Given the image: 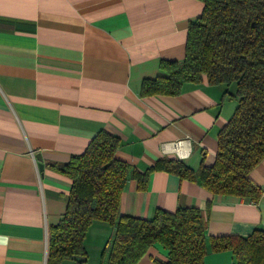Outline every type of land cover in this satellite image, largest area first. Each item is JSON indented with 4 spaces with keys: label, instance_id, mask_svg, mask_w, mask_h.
<instances>
[{
    "label": "crops",
    "instance_id": "obj_1",
    "mask_svg": "<svg viewBox=\"0 0 264 264\" xmlns=\"http://www.w3.org/2000/svg\"><path fill=\"white\" fill-rule=\"evenodd\" d=\"M202 10L199 0H0V264H46L49 229L71 188L52 165L82 154L101 131L120 139L116 157L140 174L163 159L193 171L213 164L234 100L206 78L176 96L142 94L160 61L184 58L188 26ZM249 178L257 202L213 195L166 171L152 172L145 189L129 178L118 215L149 220L158 209L196 208L207 241L245 237L264 231V159ZM112 235L92 224L83 264H105ZM233 258L208 246L204 264ZM168 260L154 244L136 264Z\"/></svg>",
    "mask_w": 264,
    "mask_h": 264
},
{
    "label": "trees",
    "instance_id": "obj_2",
    "mask_svg": "<svg viewBox=\"0 0 264 264\" xmlns=\"http://www.w3.org/2000/svg\"><path fill=\"white\" fill-rule=\"evenodd\" d=\"M201 16L188 26L185 55L160 61V74L143 82L145 96H176L185 85L203 78L236 102L234 112L217 136L212 165L196 171L177 159H163L143 174L118 159L120 139L106 131L96 134L82 154L52 165L71 188L62 219L48 233L46 264H83V240L94 223L112 227L105 264H136L154 244L168 252L163 264H204L211 251H230L233 264H264V231L250 235L210 237L196 208L155 210L149 220L118 215L120 197L129 178L146 188L155 171L196 181L213 195L257 202L261 191L249 173L264 159V0H199Z\"/></svg>",
    "mask_w": 264,
    "mask_h": 264
},
{
    "label": "built area",
    "instance_id": "obj_3",
    "mask_svg": "<svg viewBox=\"0 0 264 264\" xmlns=\"http://www.w3.org/2000/svg\"><path fill=\"white\" fill-rule=\"evenodd\" d=\"M177 144H179V143H177Z\"/></svg>",
    "mask_w": 264,
    "mask_h": 264
}]
</instances>
